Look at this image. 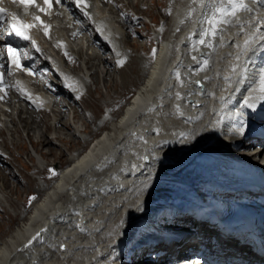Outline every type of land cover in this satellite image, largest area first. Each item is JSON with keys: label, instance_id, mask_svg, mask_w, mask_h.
Here are the masks:
<instances>
[{"label": "bare ground", "instance_id": "1", "mask_svg": "<svg viewBox=\"0 0 264 264\" xmlns=\"http://www.w3.org/2000/svg\"><path fill=\"white\" fill-rule=\"evenodd\" d=\"M66 1L81 18L79 24L69 26L68 13L61 11L52 16L54 29L48 18L42 19L50 25L51 32L44 37L53 43L54 40L59 41L57 44L61 46L56 45L55 51L62 49V53L53 54L48 60L43 58L44 65L50 67L58 79L44 84L54 95L48 96L42 90L24 89L21 92V87L7 78L10 91L4 94L5 101L0 108V141L10 140L12 146L20 147L16 136L24 131L37 156H34L33 150L34 154L30 150L26 154L36 159L39 165L43 162L42 157L54 152L51 147L54 148L55 143L42 131L36 132L33 122L39 120L47 130L52 127L63 129L61 120L63 117L65 120L66 110L73 107L72 103H60L63 91L68 92L70 97L80 95L81 105L84 93L80 92L85 90L89 93L90 79L92 83L95 82L96 73L106 72L105 79L109 77L105 85L111 81L116 84L118 81L109 74L110 69L123 70V66L116 62L124 58L127 61L131 57L120 44L122 37L128 43L125 30L129 25L125 20L106 13L100 5L101 0H94L95 11L88 12L90 20L82 10L76 8L73 0ZM109 1L117 3L118 0ZM87 2L90 4L92 0ZM255 5L264 12V0H252L248 6ZM173 6L170 14L172 26L158 44L152 63L146 67L144 80L137 86L120 116L109 117L108 126L90 141L83 152H70L69 165L55 172L54 182L49 187H43L29 212L22 214L23 219L1 240L0 264H98L96 259L102 257L109 259L105 264H174L175 261H170L168 254L174 257L182 252L181 248H191L190 253H193L199 239L204 236L211 238L207 231L213 228L210 224L212 217L203 219L199 223L200 227H197L194 216L187 214L184 208L165 209V205L161 204L164 202L172 205L166 195L192 194L191 188L202 185L203 180L193 177L191 167H198L202 171L213 170L212 167H200L198 164L207 163L219 152L215 150L210 154L206 149L207 144L220 139L212 122L217 104L222 101L227 89L230 88L232 94L240 89L241 79L237 78V74L245 77L248 64L255 58V53L263 48L264 40H261V36H264V14L255 17L247 6V10L237 13L236 19L234 17L230 23L219 25L217 35L213 37V40H217L213 41V45L214 55L218 59L214 61L210 50L201 47L202 50L197 48L191 51L189 46L190 34L196 38L201 31L204 15H211L210 0H174ZM28 20L32 22L30 17ZM85 20L93 24H83ZM41 25L42 31H45ZM65 25L67 29H64ZM95 25L102 29L101 32L95 30L93 33ZM182 25L185 27L180 30ZM249 29L257 30V34L249 47L245 48L244 41L251 34ZM41 36L40 31L32 33V39L37 44H40ZM83 36L87 48L92 43L99 53L83 57ZM0 41H4V37H0ZM46 46L52 50L50 42H46ZM35 52L36 55L40 53L36 49ZM105 53V58L111 59L108 65L105 58H101ZM69 54L74 55L71 60L68 59ZM95 62L98 64L95 65ZM68 63L70 66H67ZM3 65L6 66L4 62ZM198 74L200 85L193 82ZM262 74L264 71L260 76ZM120 75L119 83L123 85L124 73ZM96 87L98 89L99 86ZM22 93L30 94L32 98ZM259 95L255 90L251 97L253 104ZM39 99L49 102L47 104H51L50 107L37 102ZM172 112L178 118L170 122ZM70 115L69 119L66 117L68 122L72 120ZM46 116L51 119L48 125L44 124ZM84 117L80 118L82 123L91 120L86 119V115ZM229 117H225V122ZM160 119L158 125L151 123V120ZM25 122H28L26 126ZM172 123L174 128L169 126ZM19 126L21 129L17 128ZM31 132L33 137L30 136ZM79 132L82 131L77 124L73 125L71 136L80 138ZM55 134L60 143L66 146L68 142L72 144L71 137H63L60 130ZM230 135L232 140L226 145L239 153L232 159L233 166L229 169L225 166L226 156L222 153L213 158L211 163L218 171H228L231 176L227 173L228 183L250 185L264 174V158L259 159L264 155V136L258 140L252 132L241 134L238 131H231ZM34 136L37 140L33 143ZM253 144L258 146L253 147ZM44 145L49 146L48 151L41 150ZM3 146L11 155L4 141L0 143V153L5 152L2 151ZM60 150L62 152L64 148ZM110 158H113L110 162L112 168L106 171L103 162ZM175 179L184 184L183 188L179 187L180 192L157 186L161 183L169 184ZM4 180L0 173V200L5 205L7 202L13 204L14 199H9L8 195L17 191L9 185L3 187ZM248 191L238 188L235 193L239 197L252 198L255 193ZM139 192L144 193L138 197ZM153 225L158 227L150 229ZM29 241L32 243L29 244ZM228 250L235 255H246L239 253L238 250L242 251V248L221 239L217 253L223 255ZM98 251L100 254L96 258L94 256Z\"/></svg>", "mask_w": 264, "mask_h": 264}, {"label": "rangeland", "instance_id": "2", "mask_svg": "<svg viewBox=\"0 0 264 264\" xmlns=\"http://www.w3.org/2000/svg\"><path fill=\"white\" fill-rule=\"evenodd\" d=\"M251 1L252 0H248V1L243 0V2L247 6L251 3ZM173 2L174 0H118L117 3L113 4L109 0H107V2L101 5L102 8L105 9L106 13L111 14L110 16L116 15L117 18L119 19L121 18L125 20L126 23L129 25V27L127 25L128 28L127 30H125L127 33L128 43L123 40L125 39V37H122V41L120 44L124 48V50L128 52L126 54H128L129 57L130 56L131 57L129 60H127L128 62L124 58V63L122 65L123 70L119 69V70L111 71L110 69L109 74L113 75V78L116 81H118L116 84H113L111 81L109 85H105L104 82L107 81V77L109 76H106L105 79L106 72L101 74L96 73L95 82L92 83L90 79L91 85H89L88 87L89 93H86L85 90L80 92L81 94L84 93V95L82 96L83 97L82 100L84 101H82L81 105H80V100L76 99L77 96L70 97L68 92L63 91L64 95L60 96V103L61 104L62 103L64 104V102L66 104L72 103L73 106L71 108L72 111L71 109H67V107L65 108L67 109L65 120L67 116L69 119L70 114L72 115V120H70V122H68V119L65 121L64 117L62 116L63 121L61 120L62 122L61 126L63 125L62 126L63 129H58V128L55 129L52 127L53 129L48 128L47 130L46 126H42L39 120L36 121L37 123L33 122V127H34L33 129L36 130V132L42 131L48 136V138L53 140V142L55 143V146L53 145L54 148L51 147L54 152L53 153L49 152L44 157H42L43 162L41 163V165H39L40 163H38L36 159L27 156L26 152L29 153V150L32 152L33 149H32V145H30L31 142L29 138L26 136V133L24 131L21 132V134H19L18 136H16V139L18 140L19 142L18 144H20V147L15 148L14 146H12L10 140L0 141V143L4 141V144L7 146V148L11 150V155H12L11 156L8 153L6 147L3 146L4 148H2L3 149L2 151L5 152L4 154L0 153V173L6 179L4 180L5 185H3V187L9 185L11 188L17 191V192H10L8 195L9 199L10 198L14 199L13 204L7 202L8 205L7 204L5 205L3 201L0 200V242L5 236H7L10 233V231L13 229L16 223L20 219L21 220L23 219L24 215L22 214H27L29 212L33 203L41 195L42 193L41 191L43 187L44 188L49 187L51 183L54 182L53 180L56 174H53L55 172L53 168L50 166V163L57 161L60 164V168L69 165L70 159L68 156L71 151L75 153L83 152L86 146L90 143V141L93 140L95 137H97L105 129V127L108 126L109 117L116 118L118 115L120 116V114L122 113V109H124V106L128 103L130 97L134 94L137 86L141 84L142 81L144 80L146 76V67L152 63L159 41H161V39L165 35H167L168 29L171 28L172 26L170 25V14L172 11L171 9L174 7ZM224 3H227V0H224ZM249 7L250 6H248V10H250L251 15L252 13H254L255 17L256 15L264 14V12H262V10H260L259 7L256 5L250 8ZM242 10L243 9L238 10L237 13L239 14L242 13ZM237 13L235 16L227 17L230 19L229 20L230 22L233 21L234 17L235 19L237 18L238 16ZM149 16L151 17V19L154 20L148 22L146 18ZM205 23H206L205 20L204 22L201 23V31L199 32L200 35L198 34L196 38H194V35L190 34L189 46L191 51H196L197 48L201 49L202 47L205 48V50H210L211 55H214L213 41H217V40H213V37L215 36L206 37L204 44H200L198 42L201 38V33L203 28L207 29L209 27V25ZM184 27H185L184 25L180 26V30H182V28ZM156 28L158 31H156ZM249 30H250L249 33L251 34H249L248 36L249 38H251V42H252V38H255L257 34V30L255 29H249ZM83 40H84L83 41L84 51L82 50L81 54L83 55L84 58L88 57V55L91 53H99L98 50H96L97 47L92 43L88 46L89 48H87L86 39L84 36H83ZM201 50H199L200 53H202ZM106 55L107 53L102 54L101 58L104 59ZM68 59L70 58L68 57ZM213 60L214 61L218 60L215 55L213 56ZM104 61H106L108 65L111 59L107 60L105 58ZM97 64L98 63L95 62V65ZM67 66H70V64L68 63ZM100 68H101V64H100ZM115 69L118 68L116 67ZM121 73H124L123 85L119 83L121 81V75H120ZM87 80L89 81V78ZM189 82L191 83L190 78H189ZM96 86H99L98 89ZM65 109L63 111V115L65 114ZM75 114H78V116H76ZM85 115H86V119L91 118V120H89L90 122L88 120L84 123L80 121V118H85L84 117ZM45 119L46 120H44V124L47 123L48 125V123L51 122L50 116H46ZM27 123L28 122H25L24 125L26 126ZM70 123L72 124V126ZM76 124L77 127H79V129L82 131L81 133L79 132L80 138L71 136V133H73V125L76 126ZM169 126H171V128H174L173 123L170 124ZM17 128H20V126ZM59 130L63 132V137L65 138L71 137L70 140L72 144L69 145L70 142H68L67 143L68 147L64 143L62 142L60 143V141L56 139V136L58 135H56L55 132ZM50 132H53V134H50ZM30 136L33 137V132H31ZM1 137L2 136H0V138ZM18 137L21 138L18 139ZM32 140L33 138L31 139V141ZM36 140L37 138H35L34 136V140L32 142L34 143V141ZM44 146H41L43 147L41 150L43 152L48 151L49 146L46 145ZM254 146L257 147L258 144H253V147ZM61 148L62 149L64 148L62 152L60 150ZM34 153L33 154L35 156L37 152L34 151ZM14 158H19V159L14 160ZM263 158L264 155L259 159H263ZM12 172H15L16 175L15 174L14 176L11 175ZM176 181H178V179L172 180L171 184L172 185L178 184L180 188H183L184 184H182L180 181L178 182ZM88 184L90 185L91 183L88 182ZM168 188H172V187L169 186ZM32 197H35V199H31V202H29L30 198ZM217 236H220V233H218ZM120 264H123V262H120Z\"/></svg>", "mask_w": 264, "mask_h": 264}, {"label": "snow or ice", "instance_id": "3", "mask_svg": "<svg viewBox=\"0 0 264 264\" xmlns=\"http://www.w3.org/2000/svg\"><path fill=\"white\" fill-rule=\"evenodd\" d=\"M13 3H16L20 5L22 12L17 13H8V10L6 8L0 7V19H2L5 15L11 16V22L8 24V30L10 33H14L17 37H20L24 40H28L32 43L34 47H36V50L39 51V47H37V42L32 39V37L29 35V30L33 27H35V23H27L24 21L22 16L24 14H27L29 9L32 7H36L39 9L40 12H49L53 6V0H44V5L46 7H41L37 0H12ZM56 4H60L61 0H55ZM74 3L77 8H80L81 10H84V14L91 19L90 14L86 11V9L89 7L87 0H74ZM210 5L212 7L211 15L205 14L204 20L209 25L207 29L202 30L201 38L198 41L200 44L205 43V38L208 36H216L217 32L219 30V25L230 23L226 17L228 16H235L238 10L246 9L247 5L243 2V0H227V3H224V0H210ZM135 18V17H134ZM34 21L39 22L40 24H43L45 34H48V29L50 28V25L45 24L43 20L39 16L34 17ZM98 31H101L102 29L100 27L97 28ZM107 38V37H106ZM261 40H264V36H261ZM251 43V38L244 41L245 48L249 47ZM7 57L10 60L11 64L15 67L17 71H25L28 72L30 75L34 74L30 71V69L25 68L22 64V54L17 50V48L13 47L12 45L8 44L5 46ZM23 55H27L24 53ZM67 55V53H65ZM119 56L120 54L117 53ZM239 57H237L238 59ZM126 59V58H125ZM124 59H120L117 61L118 65H123ZM207 63V62H205ZM179 75V74H178ZM261 80V90L264 91V74L260 76ZM3 81V74L0 73V82ZM20 82L17 81V85H19ZM21 92H24V89H19ZM28 98L31 99V95L28 94ZM0 99H3V96H0ZM76 99H80V95H77ZM245 103H248V101H245ZM236 131L243 132V128H238ZM144 159H147V157H144ZM55 174V173H53ZM35 199V197L30 198ZM39 236V233H37V237ZM33 239H36V237H33ZM32 241H29V244H31Z\"/></svg>", "mask_w": 264, "mask_h": 264}, {"label": "water", "instance_id": "4", "mask_svg": "<svg viewBox=\"0 0 264 264\" xmlns=\"http://www.w3.org/2000/svg\"><path fill=\"white\" fill-rule=\"evenodd\" d=\"M52 166H53L54 170H58L59 167H60V165H59V163L57 161L56 162H53L52 163Z\"/></svg>", "mask_w": 264, "mask_h": 264}]
</instances>
